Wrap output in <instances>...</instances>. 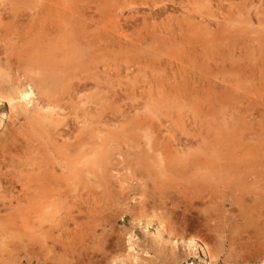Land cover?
Instances as JSON below:
<instances>
[{
  "label": "rangeland",
  "instance_id": "obj_1",
  "mask_svg": "<svg viewBox=\"0 0 264 264\" xmlns=\"http://www.w3.org/2000/svg\"><path fill=\"white\" fill-rule=\"evenodd\" d=\"M0 71V264H264V0H0Z\"/></svg>",
  "mask_w": 264,
  "mask_h": 264
},
{
  "label": "bare ground",
  "instance_id": "obj_2",
  "mask_svg": "<svg viewBox=\"0 0 264 264\" xmlns=\"http://www.w3.org/2000/svg\"><path fill=\"white\" fill-rule=\"evenodd\" d=\"M144 1V0H143ZM136 2V1H135ZM149 3V2H148ZM108 10V9H107ZM138 12V11H137ZM129 13V12H128ZM127 13V14H128ZM161 13V12H160ZM94 14V13H93ZM131 15V14H130ZM124 16L122 15V18H123ZM129 17V16H128ZM141 17V16H140ZM125 18V17H124ZM121 19V18H120ZM133 19V18H132ZM131 20V19H130ZM135 20H136V18H135ZM138 20V19H137ZM57 22V21H56ZM103 23V22H102ZM137 24H138V22H137ZM146 24V23H145ZM114 25V24H113ZM112 25V26H113ZM115 26V25H114ZM118 26V25H117ZM132 27V26H131ZM121 28V27H120ZM136 32V31H135ZM5 35V34H4ZM36 36V35H35ZM137 37V36H136ZM34 43V42H33ZM36 46V45H35ZM61 53V52H60ZM56 54V53H55ZM54 57V56H53ZM7 60V59H6ZM7 62V61H6ZM43 64V63H42ZM44 66V65H43ZM1 72V71H0ZM70 75L72 74L71 72L69 73ZM68 74V75H69ZM5 76V75H4ZM86 76H88V75H86ZM71 77H72V75L71 76H67V77H65V78H60L59 76H57V75H54V74H48V75H43V76H38V77H31L30 78V81L31 82H33V83H35V86H38V88H40V89H42V88H44V90L46 89V88H50V89H48L47 91L45 90V92H46V94H47V96L50 98V99H48L49 101H47V104L48 103H54V105H57V106H59L60 104H59V101L61 100V97H56V98H53L54 97V94H55V91H53V92H51L52 90H51V85H57V86H60V89L59 90H57L56 91V93H59V92H61V94H62V96H64V92L66 91V89H67V86H68V83H69V81H70V79H71ZM96 77V76H95ZM83 78V77H82ZM90 78V77H89ZM110 80V79H109ZM118 80V79H117ZM185 80V79H184ZM47 82H49L50 84H48L49 86H47ZM120 82V81H119ZM60 84H62V85H60ZM72 84V83H71ZM78 84V83H77ZM20 85V84H19ZM70 85V84H69ZM29 86V85H28ZM98 86V85H97ZM54 87V86H53ZM72 87H73V85H72ZM20 97H22L23 99H25V100H27V102L29 103V100H30V96H31V94H32V92H33V90H31V86L28 88V90L27 89H21L20 91ZM43 92V91H42ZM66 94V93H65ZM59 95V94H58ZM65 98V97H64ZM33 99V98H32ZM68 99V98H67ZM24 100V101H25ZM65 100H66V98H65ZM32 101V100H31ZM61 102V101H60ZM71 103V102H70ZM109 104V103H108ZM35 105V104H34ZM38 105V104H37ZM64 105V104H63ZM66 105V104H65ZM42 106V105H41ZM39 107V106H38ZM37 107V109H39L38 111H40L41 109H42V107L41 108H38ZM62 107V106H61ZM53 108V107H52ZM36 109V110H37ZM50 109V108H49ZM74 109V108H73ZM31 111V110H30ZM42 111V110H41ZM53 111V110H52ZM89 111V110H88ZM103 111V110H102ZM50 112V111H49ZM87 112V111H86ZM31 113H33V112H31ZM35 113V112H34ZM36 113H38V112H36ZM108 113H110V112H108ZM113 113V112H112ZM39 115V114H38ZM62 115V114H61ZM84 115V114H83ZM40 116V115H39ZM43 116V115H42ZM47 116V115H46ZM50 116H52V114L50 115ZM49 116V117H50ZM55 115H53V117H54ZM88 116V115H87ZM112 116V115H111ZM48 117V118H49ZM83 117V116H82ZM43 118V117H42ZM97 118V117H96ZM52 119H54V118H52ZM83 120V119H82ZM86 120V119H85ZM116 120V119H115ZM49 121V120H48ZM57 121V120H56ZM88 122V121H87ZM71 123V122H70ZM55 126V125H54ZM68 128V127H67ZM73 128V127H72ZM53 130H54V128H53ZM70 130V129H69ZM49 131V130H48ZM80 145V144H79ZM5 151H8V150H5ZM26 151V150H25ZM4 151H2V153H3ZM7 154H9V153H7ZM2 155V154H1ZM8 157V156H7ZM22 157V156H21ZM20 157V158H21ZM4 158H5V156H4ZM3 158V159H4ZM20 162V161H19ZM30 169V168H29ZM25 178V177H24ZM60 179V178H59ZM29 183V182H28ZM41 188V187H40ZM28 196V195H27ZM243 196V195H242ZM48 198V197H47ZM208 198V197H207ZM190 199V198H189ZM17 202H19L18 201V199L16 200ZM36 204V203H35ZM37 205V204H36ZM48 206V205H47ZM51 206V205H50ZM35 208H37V207H35ZM17 211H18V209H17ZM16 211V212H17ZM19 212H20V210H19ZM22 213V212H21ZM33 214V213H32ZM20 215V214H19ZM23 216H24V214H23ZM3 229V228H2ZM12 231H14L13 230V228L11 229ZM18 230V229H17ZM7 232V231H6ZM5 232V233H6ZM3 233V232H2ZM5 233H3L1 236H2V240L5 238V236H7V235H5ZM12 233V232H11ZM1 234V233H0ZM10 235V234H9ZM13 236V235H12ZM22 236V235H21ZM14 238H16V236L14 237ZM29 238H30V236H29ZM11 239V238H10ZM9 239V240H10ZM19 239V238H18ZM50 239V238H49ZM5 240V239H4ZM21 240V239H20ZM261 240V239H260ZM1 241V240H0ZM7 241V240H6ZM18 241V240H17ZM6 243V242H5ZM35 243V242H34ZM53 243V242H52ZM2 244V243H1ZM30 244V243H29ZM2 246V245H1ZM4 247H5V245H4ZM14 248V247H13ZM9 250V249H8ZM14 250V249H13ZM10 251H11V248H10ZM13 252V251H12ZM16 256V255H15ZM12 261H13V259H12Z\"/></svg>",
  "mask_w": 264,
  "mask_h": 264
}]
</instances>
